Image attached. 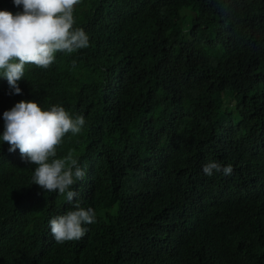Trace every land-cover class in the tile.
Returning a JSON list of instances; mask_svg holds the SVG:
<instances>
[{
	"label": "trees",
	"instance_id": "16d2710c",
	"mask_svg": "<svg viewBox=\"0 0 264 264\" xmlns=\"http://www.w3.org/2000/svg\"><path fill=\"white\" fill-rule=\"evenodd\" d=\"M73 15L89 47L25 65L21 94L0 76V134L21 100L83 115L57 157H78L72 190L96 221L56 243L48 221L71 206L0 141V264H264V0H81ZM212 160L232 174L206 176Z\"/></svg>",
	"mask_w": 264,
	"mask_h": 264
},
{
	"label": "clouds",
	"instance_id": "9594fccd",
	"mask_svg": "<svg viewBox=\"0 0 264 264\" xmlns=\"http://www.w3.org/2000/svg\"><path fill=\"white\" fill-rule=\"evenodd\" d=\"M22 11L13 14L0 10V76L6 78L9 94H21L18 81L24 78L25 65L47 69L57 52L72 54L89 47V36L82 27H74V9L81 0H12ZM4 128L0 141L8 152L17 149L21 159L35 165L32 184L44 192H56L71 206L48 221L56 243L79 241L96 221L93 208L85 209L75 197L72 186L85 177L78 157L71 151L57 157V147L66 134H80L86 124L81 114L71 116L60 104L42 109L35 100H21L3 112ZM230 164L212 160L202 166L206 176L232 174Z\"/></svg>",
	"mask_w": 264,
	"mask_h": 264
},
{
	"label": "rangeland",
	"instance_id": "374dc122",
	"mask_svg": "<svg viewBox=\"0 0 264 264\" xmlns=\"http://www.w3.org/2000/svg\"><path fill=\"white\" fill-rule=\"evenodd\" d=\"M231 102H232V100H230V99H229V100H228V99L225 100V103H226V104H231Z\"/></svg>",
	"mask_w": 264,
	"mask_h": 264
}]
</instances>
